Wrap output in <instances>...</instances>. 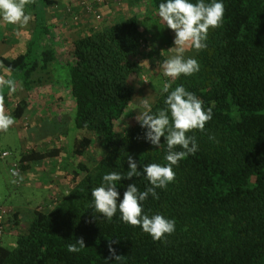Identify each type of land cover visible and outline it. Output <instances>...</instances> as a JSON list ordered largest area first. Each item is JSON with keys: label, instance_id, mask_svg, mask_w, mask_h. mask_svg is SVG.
I'll use <instances>...</instances> for the list:
<instances>
[{"label": "trees", "instance_id": "1", "mask_svg": "<svg viewBox=\"0 0 264 264\" xmlns=\"http://www.w3.org/2000/svg\"><path fill=\"white\" fill-rule=\"evenodd\" d=\"M36 1L35 29L27 50L12 59L1 58L11 75L6 80L27 92L62 80L73 98L74 113L68 129L67 121H61L48 132L85 131L101 141L104 155L92 168L79 162L65 174L67 193L33 211L14 249L0 238V264H264V0H224L223 25L209 30L206 49L194 52L200 71L166 78L170 90L182 84L205 108L213 107L214 115L205 132L188 133L195 135L199 150L174 167L175 181L157 189L159 199L149 196L144 202L150 215L175 219V231L165 241H154L140 227L122 222L119 212L108 221L92 209L91 189L100 186L106 173L126 172L129 155L141 170L142 163H166L163 137L158 148L143 138L145 130L138 121L125 131L118 129L134 100L135 59L145 42L140 19L132 15L91 29L73 41L65 67L54 45H41L52 33ZM160 2L150 0L152 16H158ZM166 42L171 44L170 39ZM13 94L8 86L0 87L6 111ZM166 95L160 92L153 111L165 107ZM27 108L19 101L13 117L21 119ZM91 145L90 138H83L73 153L82 157ZM60 152L34 149L20 159L11 158L25 173ZM131 183L141 191L150 186L143 175L122 179L117 186L120 199ZM17 215L13 225L18 224ZM80 238L86 247L68 252L67 245ZM110 241H118L112 247L122 256L120 262L109 252Z\"/></svg>", "mask_w": 264, "mask_h": 264}, {"label": "rangeland", "instance_id": "2", "mask_svg": "<svg viewBox=\"0 0 264 264\" xmlns=\"http://www.w3.org/2000/svg\"><path fill=\"white\" fill-rule=\"evenodd\" d=\"M49 26L52 36L42 39L41 45H54L60 63L66 67L71 61L70 50L73 41L85 36L91 29H101L119 19L136 15L145 31V42L141 53L135 59L137 71L131 85L134 89V100L130 113L119 123V130L125 131L136 121L140 110L136 109L142 99L147 98L152 105L162 91L166 78L159 62L173 53L169 50L174 44V30L150 10V0H89L96 6L95 15L88 14L78 0H55ZM40 14L45 18L46 6L38 0ZM49 7V9L51 8ZM26 10L33 12L26 5ZM0 18V78L9 79L8 72L1 63V58L12 59L27 50L28 41L32 37L33 26H4ZM33 20V17H32ZM46 21V18H45ZM47 24V22H46ZM170 39L171 44L166 40ZM195 49H188L186 56L194 57ZM64 67V68H65ZM61 80L27 92L19 86L12 96V106L7 114L12 115L16 104L25 101L28 104L23 117L15 119L14 125L7 132H0V150L11 151L14 159H20L22 153L30 150H48L59 148L60 155L47 161L33 164L27 169L20 186L13 183L10 175L12 158L0 159V209L6 208L11 213L4 220L2 244L8 249L17 246V234L26 231L34 210L45 208L55 199H60L69 190L65 174L72 173L76 164L83 162L91 168L104 155L101 141L85 131L67 132L60 130L49 133L51 127L61 121H67L70 127L74 113V101L69 90ZM63 131V133H62ZM83 138H90L92 145L81 156L73 153V147ZM76 141V142H75ZM18 213V224L12 220ZM11 220V221H10Z\"/></svg>", "mask_w": 264, "mask_h": 264}, {"label": "clouds", "instance_id": "3", "mask_svg": "<svg viewBox=\"0 0 264 264\" xmlns=\"http://www.w3.org/2000/svg\"><path fill=\"white\" fill-rule=\"evenodd\" d=\"M29 2L30 0H0V18L11 25H28L32 19L31 11L26 10ZM224 15V0H161L158 16L175 32L174 46L169 49L173 54L159 62L165 77L176 80L181 76H193L200 71L198 60L186 56L185 53L188 49H195L197 52L206 49L209 30L221 27ZM3 86H8L10 94L16 91L11 80L0 78V87ZM170 89L171 84L165 82L162 87V92L167 94L164 108L153 111V105L147 98L142 99L136 108L140 110L136 119L145 130L143 138L158 148L162 145L161 138H164L166 150L163 159L166 163H142L141 170L136 160L129 155L126 172L106 173L102 176L100 186L91 189L92 209L96 214L111 221L119 212L118 218L122 222L140 227L154 241H165L167 236L175 231L176 221L159 213L150 215L144 210V202L149 196L159 199L157 189H165L175 181L174 167H178L180 161L189 155H195L199 150L195 135L188 133L193 130L205 132L206 123L214 115L213 107L205 108L203 101L182 84ZM14 123L15 117L7 114L3 97L0 96V132H7ZM208 138L210 141L215 139L214 136ZM142 175L150 186L141 191L136 183L128 184L123 198L120 199L117 186L121 180H131L134 176ZM12 176L23 180V176L16 171L12 172ZM117 242L110 241L109 252L115 262H120L122 256L117 255L116 249L112 247V244ZM85 247L83 238H80L74 243H69L67 251L78 253Z\"/></svg>", "mask_w": 264, "mask_h": 264}, {"label": "built area", "instance_id": "4", "mask_svg": "<svg viewBox=\"0 0 264 264\" xmlns=\"http://www.w3.org/2000/svg\"><path fill=\"white\" fill-rule=\"evenodd\" d=\"M78 3L87 11L88 14L95 15L96 13V5L93 3H89V0H78ZM12 157V153L10 151H3L0 150V159H8ZM16 171L20 174V176H23L21 164L19 161H13V163L10 166V175L12 176V172ZM13 180H16V185L20 186L22 184V180H18L17 177L12 176ZM11 213V210H8L6 208L0 209V238L3 236L4 232V220L5 217Z\"/></svg>", "mask_w": 264, "mask_h": 264}, {"label": "crops", "instance_id": "5", "mask_svg": "<svg viewBox=\"0 0 264 264\" xmlns=\"http://www.w3.org/2000/svg\"><path fill=\"white\" fill-rule=\"evenodd\" d=\"M55 1V0H54ZM34 2H37L36 0H30V2L27 4L29 7H31V9H32V17H33V20L31 19V21L29 22V24H31L32 26H33V28H32V33H33V31H34V29H35V9L33 8V4H34ZM57 3V1L55 2V4ZM54 4V5H55ZM53 5V6H54ZM46 6V5H45ZM52 6V5H51ZM51 6H46V13H45V18H46V22H47V26H48V28H49V31L52 33V31H51V29H50V26H49V20H50V18H51V12H53V8L51 7ZM49 7H51L50 9H49ZM1 23H3V25L4 26H11V24H8L7 22H5L3 19H1ZM28 24V25H29ZM28 25H26V26H28ZM12 27V26H11ZM31 39V38H30ZM30 41V40H29ZM28 41V42H29ZM24 176H25V174H24Z\"/></svg>", "mask_w": 264, "mask_h": 264}]
</instances>
